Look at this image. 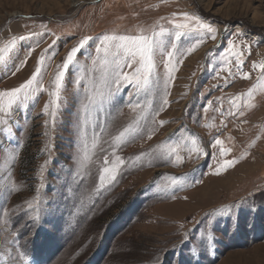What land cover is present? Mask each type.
Listing matches in <instances>:
<instances>
[{
    "label": "rangeland",
    "instance_id": "374dc122",
    "mask_svg": "<svg viewBox=\"0 0 264 264\" xmlns=\"http://www.w3.org/2000/svg\"><path fill=\"white\" fill-rule=\"evenodd\" d=\"M182 13L217 34L182 63L174 59L168 104L159 54L150 90L122 85L107 95L98 66L91 70L102 36L156 33L167 50L176 43L184 52L198 35L175 39L170 21L183 22ZM20 36L30 38L4 54L0 91L38 66L43 90L0 113V264H264V81L253 68L264 62V0H0V48ZM86 36L53 118L57 71ZM230 40L248 79L234 58L222 63ZM130 125L137 132L117 142ZM217 138L222 145L213 148ZM171 147L181 161L166 157ZM113 153L125 163L101 186ZM224 160L237 162L213 174ZM173 177L178 186L162 191Z\"/></svg>",
    "mask_w": 264,
    "mask_h": 264
},
{
    "label": "snow or ice",
    "instance_id": "6c2138e0",
    "mask_svg": "<svg viewBox=\"0 0 264 264\" xmlns=\"http://www.w3.org/2000/svg\"><path fill=\"white\" fill-rule=\"evenodd\" d=\"M181 15L183 17V22H177L175 18L170 21V23L173 25V28L175 29V39L179 40L183 35L188 33H196L198 35V39L184 52H179L176 43H172L171 50H167L165 47V42L161 39H158L156 33H153L151 36L145 34H104L102 36L95 49L97 58L92 60L91 70H97L98 66L100 71V79L104 86L108 89L107 95H112L113 88L118 91L122 85L132 86L137 91L150 90V86L154 83V76L156 75V56L159 54L161 56H166V59L163 61L164 68L167 72V78L164 81L165 96L163 99V104H168L167 88L169 82L174 79L172 74L176 71V63L174 62V59L177 62L182 63L180 57L186 53H191L192 51L196 50L201 44L205 42V39L208 37H210L212 40H216L217 34V30L210 24L204 22L199 16L190 15L188 13H182ZM28 38H30V36H20L18 38L13 37L4 48H0V62L5 60L4 54L11 51L15 47L17 39L22 41ZM90 39L92 38L87 36L81 39L79 44L71 49L62 66L57 71L54 81V91L50 93V95L53 97V100L51 101V105L53 106L51 114L53 118L55 117L56 110L60 106L61 89L65 76L70 69V66L73 64L77 53L88 44ZM227 49L226 55L222 58V63L225 65L232 64L234 58L237 71L241 73V77L243 79H248L249 73L243 72V61L240 59L242 53L235 50V45L231 40L228 42ZM177 52H179V56H177ZM28 55H31V50H29ZM42 62L43 57L41 58L40 63L42 64ZM24 63H26V60L21 61V65ZM253 68L260 70L261 75L258 79L260 81H264V62L259 64L254 63ZM222 70H227L229 71L230 75H233L231 69L226 68ZM17 71H19V68H17ZM40 73L41 67L38 66L31 78L25 83L21 84L19 87L12 88L11 90L0 91V113L7 114L12 109L13 105H15L21 99L29 98L30 94L35 92L37 88H41V90H43L38 80ZM76 83L79 85L80 80L78 79ZM99 95L102 94L97 92L86 97L87 102L82 105V112L84 114H87L90 111L91 106L95 103ZM248 95L251 96L252 92L250 91ZM240 100L241 97L238 96L231 101L233 108L237 111L241 107L240 103H238ZM129 106L134 110L138 107L142 108L139 103H130ZM248 106L250 107L251 105ZM48 110L49 105H46L45 113H47ZM240 114L243 115V112H240ZM84 119L85 121L87 120V115H85ZM162 123L163 122H161V124ZM136 132L137 128L130 125L128 128H125L122 132H120V134L116 137V141L123 142L129 133ZM192 143L194 145L195 140H193ZM220 145H222V141L217 138L215 139L212 147L215 148L216 146ZM93 147H95V143L93 144ZM82 151L84 152L83 160H88L90 157L88 156L87 152V144H85V147ZM192 151H196L197 156L202 154L200 149H189V152ZM113 155L115 156V153H113ZM165 155L168 158L174 157L176 161L182 160V157L179 155L176 147L167 149ZM220 155H226V150L223 147L220 148ZM236 162L237 161L234 160H224L222 163L217 165L213 174L219 175L221 170H227V168L234 166ZM109 163L112 164L111 167L108 166ZM124 163L125 161L119 156H115V160L111 162L106 156L104 161L105 166L102 168L101 174L99 176L101 186H103L106 180H115L120 166H122ZM177 186L178 182L173 177L171 185L161 190L167 191L170 190V188H176Z\"/></svg>",
    "mask_w": 264,
    "mask_h": 264
},
{
    "label": "bare ground",
    "instance_id": "6f19581e",
    "mask_svg": "<svg viewBox=\"0 0 264 264\" xmlns=\"http://www.w3.org/2000/svg\"><path fill=\"white\" fill-rule=\"evenodd\" d=\"M76 3H78V2H76ZM76 3H75V2H73V5H75Z\"/></svg>",
    "mask_w": 264,
    "mask_h": 264
}]
</instances>
